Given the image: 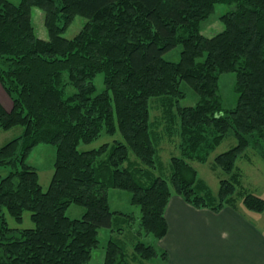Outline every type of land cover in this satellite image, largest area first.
Masks as SVG:
<instances>
[{"label": "trees", "instance_id": "1", "mask_svg": "<svg viewBox=\"0 0 264 264\" xmlns=\"http://www.w3.org/2000/svg\"><path fill=\"white\" fill-rule=\"evenodd\" d=\"M217 4L231 11L209 38L201 26ZM77 18L84 24L69 39ZM178 46L180 60H166ZM224 73L236 74L231 110L220 95ZM183 84L195 106H181ZM0 86L11 101L0 99V131L24 128L0 149L10 170L0 176V264H89L103 229L105 264H168L166 251L141 238H165L173 195L215 213L239 202L264 212L237 166L248 149H264V0H0ZM103 135L113 140L81 150ZM230 135L238 144L215 157L213 170L225 175L215 194L192 165L206 164ZM164 142L176 149L167 163ZM40 144L56 149L46 191L28 164ZM110 190L128 192L140 215L112 211ZM72 205L85 208L81 219L66 215ZM5 211L18 223L30 212L35 227L10 228Z\"/></svg>", "mask_w": 264, "mask_h": 264}, {"label": "rangeland", "instance_id": "2", "mask_svg": "<svg viewBox=\"0 0 264 264\" xmlns=\"http://www.w3.org/2000/svg\"><path fill=\"white\" fill-rule=\"evenodd\" d=\"M14 4H19L21 0H10ZM231 11V8L226 4H217L215 13L206 21L202 23L201 32L206 37H214L218 33L222 32L225 29L224 24L220 20V17ZM33 19L36 26V29L39 33L40 38L48 39L47 31L43 23V13L37 8L33 9ZM84 20L82 18H77L75 23L71 28L65 33V37L71 39L73 38L79 30L82 28ZM182 46L176 47L173 51L165 55V59L172 62H178L181 57ZM103 75H99L96 78V84L99 87V90L104 89ZM236 84V74L234 73H224L220 77L219 88L220 95L223 100V106L226 110L233 109L237 104L238 95L235 90ZM182 90L187 94V97L180 101L182 107L195 106L199 101V97L190 89L187 85H182ZM0 99L8 108H10L11 101L6 95L4 90L0 86ZM158 103H153L154 111H152L153 118L159 116L158 110L156 109ZM162 131V130H160ZM24 132L23 127H15L10 130H1L0 131V149L5 146L10 141L18 138ZM113 138L103 135L101 138L96 140L91 144H83L81 150L88 151L93 149L100 148L103 144L109 143ZM165 144V145H164ZM238 144L237 139L230 135L227 137L223 143L212 153L209 161L206 164L193 163L199 173V177L209 185L215 194L218 193L220 189V180L225 178V175L221 173V170H213V162L215 157L227 152L231 148L235 147ZM164 148L161 152L162 159L165 163L169 161V157L172 152H176L174 144L169 145L166 142L162 143ZM264 150V149H263ZM263 150L261 147L259 149L250 148L247 150V157L241 158L237 166L241 169L244 178V186L255 195L264 198V158ZM178 154V153H177ZM249 158V159H248ZM56 161V149L49 144H40L38 145L30 154L28 158V164L37 168L40 176V183L44 191L48 190L53 175H54V166ZM9 168L0 167V176H6L9 173ZM109 199L112 211H120L124 213H134L135 215H140V208L132 205L131 195L128 192L120 190H110ZM238 209L242 212H246L247 216L251 217L252 220H255L257 224H261L259 219H264V215L250 212L242 202L238 204ZM85 208L78 205H72L67 209L66 215L71 219H81L85 214ZM8 224L10 228L13 229H31L35 227L34 222L31 219V213L26 212L24 214L23 222L18 223L14 218H12L7 211H5ZM136 228V227H135ZM111 236L110 230L103 229L100 232V248L96 249L93 252L91 262L89 264H105L106 257V247ZM144 242L150 245L158 247V241L150 236L144 235L141 238ZM132 251V248H131Z\"/></svg>", "mask_w": 264, "mask_h": 264}, {"label": "crops", "instance_id": "3", "mask_svg": "<svg viewBox=\"0 0 264 264\" xmlns=\"http://www.w3.org/2000/svg\"><path fill=\"white\" fill-rule=\"evenodd\" d=\"M244 213L197 209L173 195L166 210L168 233L158 248L168 253V264H264V219L257 224Z\"/></svg>", "mask_w": 264, "mask_h": 264}]
</instances>
